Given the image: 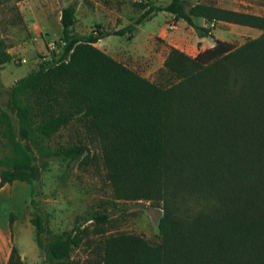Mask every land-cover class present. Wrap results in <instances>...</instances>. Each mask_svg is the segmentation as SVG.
<instances>
[{
	"label": "trees",
	"instance_id": "16d2710c",
	"mask_svg": "<svg viewBox=\"0 0 264 264\" xmlns=\"http://www.w3.org/2000/svg\"><path fill=\"white\" fill-rule=\"evenodd\" d=\"M148 2L135 24L111 31L97 23L85 34L76 30L79 0L62 8L59 55L17 79L7 109L0 104V142L10 147L0 158V188L34 182L28 144L47 158H87L84 143L46 145L81 123L102 145L115 198H147L164 209L159 243L112 234L102 241L100 260L88 264H264V15L187 0ZM159 11L176 14L200 37L214 28L197 24V17L262 33L217 57L171 47L156 80L96 45L113 34L132 38L136 25ZM12 61L0 47V69ZM108 218L97 212L88 221ZM30 221L51 263L77 264L71 253L84 241L80 225L46 245L45 219ZM8 264H23L17 247Z\"/></svg>",
	"mask_w": 264,
	"mask_h": 264
},
{
	"label": "rangeland",
	"instance_id": "374dc122",
	"mask_svg": "<svg viewBox=\"0 0 264 264\" xmlns=\"http://www.w3.org/2000/svg\"><path fill=\"white\" fill-rule=\"evenodd\" d=\"M73 0H0V47L10 50L13 57L9 64L13 78L28 74L46 59L54 55L50 51L52 43H59L62 26L58 16L62 6ZM149 0H79L76 30L89 33L97 23L108 30L121 29L135 24ZM168 0H150L153 5L166 4ZM189 5L206 4L225 9L253 12L264 15V0H187ZM151 16V17H150ZM149 19L136 25L134 36L110 35L96 44L104 51L117 54L131 53L136 46L149 38V34L166 29L169 12H153ZM206 24L208 19L197 17ZM214 28L218 34L227 36V30H237L233 45L219 43L210 50L213 57L224 55L242 45L252 36L246 35L242 25L217 19ZM183 24V23H181ZM213 28V27H211ZM167 30V29H166ZM176 30V29H175ZM169 32V30H167ZM171 32V31H170ZM163 41L155 37L151 42ZM59 54H57L58 56ZM124 59L130 68L143 76L156 80L163 66L161 51L136 59ZM122 59V58H121ZM25 60V61H24ZM6 65V64H5ZM3 65V66H5ZM9 93L0 90V104L7 109ZM86 144L89 156L77 160L62 159L56 156L47 158L28 144L34 154L30 168L34 182L29 184L28 193L19 196L14 188H6L0 194V223L11 225L17 237V246L25 253L24 264H53L36 243L35 227L30 219L40 215L45 219L51 233L43 234L47 245L52 235L80 225L86 231L80 247L73 249L71 259L77 264H88L100 260L102 241L117 233H134L145 237L151 243L161 241L159 223L164 214L162 203L151 199H116L110 183L102 154V145L81 123H75L56 134L46 142L56 149L60 144ZM10 153L6 141L0 142V158ZM11 193L12 197L9 195ZM106 213L109 218L103 224L88 221L92 213ZM181 213L184 210H180ZM13 221V222H12Z\"/></svg>",
	"mask_w": 264,
	"mask_h": 264
},
{
	"label": "crops",
	"instance_id": "0c3cea01",
	"mask_svg": "<svg viewBox=\"0 0 264 264\" xmlns=\"http://www.w3.org/2000/svg\"><path fill=\"white\" fill-rule=\"evenodd\" d=\"M68 4L69 3H66L65 5L62 6V8L67 6ZM60 19H61V11L58 16L59 21ZM147 19H149V17ZM195 22L202 26L206 25L198 21V19H195ZM242 27L244 28H242L241 30L246 35L252 36L253 38L258 37L262 33V31L257 28H252L249 26H242ZM104 29L108 30L107 28ZM218 30L219 28H214L210 36L200 37L196 33L193 27H191L186 21L179 19L178 28L176 30L168 32L166 29H164V27H161L159 31L149 34V38L145 39L140 46H136L131 53L128 52L126 53V55H124V54H117L111 51H105V52H107L117 60L121 61L124 59L123 57L127 59H131V58L136 59L141 56H147L149 54H153L156 50L159 49L161 51V56L163 57L162 59V64H163L171 47L177 48L187 53L188 55L195 57L201 51L214 50V48L217 45L216 40H220L222 41V43L227 45H233V40L236 39L237 36L236 34L238 29L237 30L226 29L227 36L219 35ZM109 37L110 36L102 38L100 41L105 40ZM155 37H159L163 42L160 44L157 41L151 42ZM8 52L12 55L10 50H8ZM12 62L7 63L5 66H2V68L0 69V90L8 91L17 79L23 77L21 76V77L13 78V76H11L13 75V72H10V68L8 67V65L12 64ZM15 185L17 186L18 190H16V192L19 196L24 195V193L26 192L28 193V188H29L28 183L23 181H15L11 184H5L2 188H0V194L7 187L14 188ZM9 195L12 197L11 193ZM16 239L17 237L15 235L14 230H11V225L4 227L0 223V264H8L13 247L18 248L21 257L25 262V257H26L25 253L21 250L20 247L17 246Z\"/></svg>",
	"mask_w": 264,
	"mask_h": 264
},
{
	"label": "built area",
	"instance_id": "2783aa9c",
	"mask_svg": "<svg viewBox=\"0 0 264 264\" xmlns=\"http://www.w3.org/2000/svg\"><path fill=\"white\" fill-rule=\"evenodd\" d=\"M178 20L179 19L177 18L176 14L170 13L169 18L166 21V29L169 31H174L175 29H177L178 28ZM217 23H216V21H209L208 20L205 27H208V28L213 27L214 28ZM64 45H65V41L60 40V42L58 44L52 43L49 48H50V51L52 53L59 54L61 49L64 47Z\"/></svg>",
	"mask_w": 264,
	"mask_h": 264
}]
</instances>
